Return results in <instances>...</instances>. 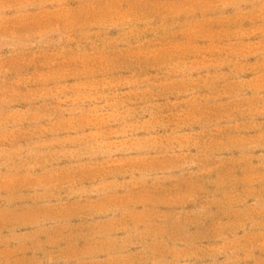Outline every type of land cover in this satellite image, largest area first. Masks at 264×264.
<instances>
[{
  "label": "rangeland",
  "instance_id": "374dc122",
  "mask_svg": "<svg viewBox=\"0 0 264 264\" xmlns=\"http://www.w3.org/2000/svg\"><path fill=\"white\" fill-rule=\"evenodd\" d=\"M0 264H264V0H0Z\"/></svg>",
  "mask_w": 264,
  "mask_h": 264
}]
</instances>
